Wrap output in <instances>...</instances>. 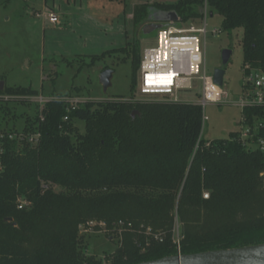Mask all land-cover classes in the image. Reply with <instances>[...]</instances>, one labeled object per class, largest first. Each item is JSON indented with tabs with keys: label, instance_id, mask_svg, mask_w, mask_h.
<instances>
[{
	"label": "trees",
	"instance_id": "16d2710c",
	"mask_svg": "<svg viewBox=\"0 0 264 264\" xmlns=\"http://www.w3.org/2000/svg\"><path fill=\"white\" fill-rule=\"evenodd\" d=\"M208 6L224 32L243 30L244 75L264 70V0ZM203 9L204 0L147 2L134 8L132 22L143 29L153 11H174L196 23ZM134 44L92 63L129 55L135 78L143 54ZM4 95L13 99L0 97V111L24 126L0 127V264H139L264 244V153L254 146L264 139V107L242 111L256 142L248 145L242 132L205 140L199 105L117 97L72 110L58 96L41 111L30 101L39 97L32 88L0 90ZM16 103L24 108L19 115ZM34 134L41 135L37 144L28 140ZM90 222L122 237L106 263L87 256L79 232Z\"/></svg>",
	"mask_w": 264,
	"mask_h": 264
},
{
	"label": "rangeland",
	"instance_id": "374dc122",
	"mask_svg": "<svg viewBox=\"0 0 264 264\" xmlns=\"http://www.w3.org/2000/svg\"><path fill=\"white\" fill-rule=\"evenodd\" d=\"M149 1L152 0H0V90L4 85L1 92L32 88L48 100L62 96L99 102L125 97L161 102L163 96L141 93L140 71L134 78L131 58L124 61L129 55L115 54L92 63V56L122 49L128 44L134 46L135 42L141 54L158 45L157 32L144 34L143 29H135L129 17L136 6ZM158 1L171 4L179 0ZM50 12L59 15V24L51 25L46 20ZM207 21L209 34L201 41L207 73L213 75L215 70L224 68L223 88L229 94L227 104L205 108L203 138L214 141L245 130L242 109L237 106L244 93L243 30L224 32L222 17L217 13L211 17L210 11ZM202 23V19L196 22L199 26ZM214 31L218 34L213 35ZM226 50L232 55L223 67L222 56ZM106 68L114 71L112 86L107 92L100 83V75ZM201 96L202 85L198 81L193 82V90L178 93L180 102L193 105L200 104ZM0 97L6 101L12 98ZM16 107L19 115L24 108L20 103ZM14 121L22 130L23 118H13L12 114L0 111V127H8ZM77 127L80 133L85 131L83 122H78ZM55 191L62 190L55 187ZM79 233L88 245L87 256L104 263L121 245L118 231L97 230L84 224Z\"/></svg>",
	"mask_w": 264,
	"mask_h": 264
},
{
	"label": "built area",
	"instance_id": "2783aa9c",
	"mask_svg": "<svg viewBox=\"0 0 264 264\" xmlns=\"http://www.w3.org/2000/svg\"><path fill=\"white\" fill-rule=\"evenodd\" d=\"M203 23L199 26L196 23H170L157 32L158 45L154 48H148L143 53L140 66L141 74V93L144 95L163 96L161 102L182 103L178 98L181 91L193 90V82L198 81L202 85V96L200 104L203 109V119L205 108L208 105H223L229 101V94L223 87L218 86L213 75L207 73L205 59L201 50V41L207 38L208 31V0H204ZM46 19L51 25L60 23V18L55 12L46 15ZM201 23V22H200ZM217 35L218 31L212 32ZM243 94L238 102L242 111L248 107H264V70L250 71L244 75ZM52 100V99H51ZM51 100L43 97L31 98L30 101L40 105L41 111L46 103ZM66 103L75 110L87 101L80 98H64ZM187 104V103H186ZM44 120V119H43ZM64 121H68L65 118ZM40 134H34L28 137L32 144H37L40 140ZM4 135L0 134V144ZM10 139L17 138L16 135H10ZM242 140L248 145H254V135L249 129L242 132ZM1 146V145H0ZM264 153V139H260L255 145ZM208 194L204 195L207 199ZM27 206L22 203L19 207L22 209ZM122 225V222H120ZM88 228L96 227L95 222L87 224ZM99 227L105 230L106 225L100 223ZM179 236V233H177Z\"/></svg>",
	"mask_w": 264,
	"mask_h": 264
},
{
	"label": "water",
	"instance_id": "95a60500",
	"mask_svg": "<svg viewBox=\"0 0 264 264\" xmlns=\"http://www.w3.org/2000/svg\"><path fill=\"white\" fill-rule=\"evenodd\" d=\"M211 17H213V14H211ZM179 20V16L174 11H153L149 17V23L143 28V33L151 34L158 32L164 26L170 23H178ZM231 55L232 52L230 50L224 51L222 56L223 67L229 63ZM113 76L114 71L111 69L104 70L100 75V83L105 92L112 86L111 81ZM213 77L218 86L224 87V68L215 70ZM3 86L2 84L1 90ZM136 115H138V112H134L132 118H135ZM139 264H264V244L190 255L179 254Z\"/></svg>",
	"mask_w": 264,
	"mask_h": 264
},
{
	"label": "crops",
	"instance_id": "0c3cea01",
	"mask_svg": "<svg viewBox=\"0 0 264 264\" xmlns=\"http://www.w3.org/2000/svg\"><path fill=\"white\" fill-rule=\"evenodd\" d=\"M150 3H162V4H170V3H165L164 1H158V0H152V1H149ZM176 3V2H175ZM171 4H174V3H171ZM58 12V10H57ZM57 14V13H56ZM58 15V14H57ZM59 16V15H58ZM129 17L131 19H133V14L132 15H129ZM47 20V19H46Z\"/></svg>",
	"mask_w": 264,
	"mask_h": 264
}]
</instances>
